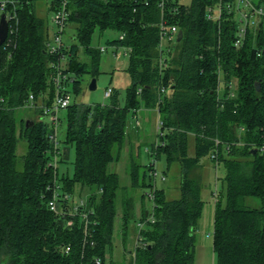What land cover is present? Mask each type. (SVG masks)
Here are the masks:
<instances>
[{
    "label": "trees",
    "instance_id": "obj_1",
    "mask_svg": "<svg viewBox=\"0 0 264 264\" xmlns=\"http://www.w3.org/2000/svg\"><path fill=\"white\" fill-rule=\"evenodd\" d=\"M36 1L19 0L14 43L0 46V264H95L96 257L105 264L120 187L110 166L120 158L129 113L141 107L156 108L163 121L165 132L153 151L165 155L168 167L180 164L181 195L167 198L163 188L146 182L153 164L141 175L142 165L131 159V185H149L154 192V221L141 230L144 243L126 264H194L205 156L225 169V193L218 194L215 206L217 262L264 264V17L237 46L234 12L207 17L218 0H69V20L90 56L88 65L77 58L75 44L55 56L46 51L49 20L37 14ZM253 2L264 5V0ZM162 17L177 24L183 36L160 48ZM97 28L123 34L110 42L130 48L131 83L123 104L114 90L108 103L74 102L65 108L64 142L74 146L75 159L73 175H60L58 164H52L60 151L51 137L54 125L37 112L29 121L18 120L16 112L30 92L51 102L55 86L49 63L62 54L65 82L75 91L83 73L98 72L101 51L89 45ZM20 139L26 149L19 167ZM56 185L61 193L74 195L77 185L80 194L86 192L84 208L92 209L90 218L96 220L88 235L80 214L70 213L72 203L60 198L57 211L49 207ZM247 196L258 197L261 205L245 204ZM122 201L126 228L135 203L128 196ZM141 217L147 218L145 210Z\"/></svg>",
    "mask_w": 264,
    "mask_h": 264
},
{
    "label": "rangeland",
    "instance_id": "obj_2",
    "mask_svg": "<svg viewBox=\"0 0 264 264\" xmlns=\"http://www.w3.org/2000/svg\"><path fill=\"white\" fill-rule=\"evenodd\" d=\"M183 1L189 2L190 0ZM49 2L50 0H37L36 10L39 16L45 17L50 21L52 11L49 8ZM74 33L75 24L69 22L62 35L64 42L67 46L75 44L77 58L89 65L90 56L79 40L75 39ZM117 37H119V32L114 29H104L101 31L97 28L94 30L89 45L97 49L103 46L106 47V50L100 52L98 72L94 76L91 72H85L79 77V82L77 83L78 91H75V86L71 81L67 83L66 87L71 95V103H108L111 100V96H105V90L108 87H112L113 91H116V95L121 104L124 103L126 88L131 83V77L128 73L130 57L126 47L121 45L117 46L116 43L114 45L110 42ZM93 77L96 79L95 88L90 87V82ZM47 95H49L48 92ZM39 98H41V96ZM36 112H38V110L35 111L33 108L22 107L16 112V117L18 120H30L37 117ZM66 113L65 109H60L58 112L59 120L56 123V135L58 146L61 151L58 169L60 175L66 174L71 177L74 172L75 149L71 144L64 142L67 128ZM138 115L140 116L141 124L140 127L136 128L134 126L133 113H129L126 138L120 150V158L110 166V169L116 171L119 175L120 187L117 190L115 199L116 213L113 221L112 242L106 249L105 264H126L130 261L138 232L136 223L141 219L142 209L148 211L152 209L153 201L147 195L151 187L149 185L138 187H133L131 185L129 166L132 158L142 165L140 170L141 175L148 165L153 164L157 175H152V178L147 176L146 182L151 181L156 187L163 188L167 198L174 199L181 195L180 164L174 162L168 167L165 155L163 153L156 155L153 151V146L159 141L157 130L160 118L159 113L155 110L142 107V111H138ZM193 148L194 140L191 137L189 142L190 152L193 151ZM25 149L26 142L20 139L17 149L19 167L21 166L20 156L25 152ZM201 170L202 181L204 183L201 192L204 200V207L195 230L194 264H219L217 259L213 261L212 256L216 206L213 192H216L217 195L219 193L221 195L225 193L223 181L225 169L222 164L215 165L210 157L205 156L201 160ZM163 174L165 175V179L162 178ZM154 185L153 187L155 188ZM142 194L145 196L142 197ZM85 196L86 192L84 191L80 194V186L77 185L73 195L74 200L79 202L80 199ZM126 196L133 198L135 212L130 217L127 227L124 228L122 200L123 197ZM221 200L224 202L223 196ZM245 204L249 206H260L261 201L258 197L247 196L245 198ZM209 244H212V248L209 247ZM208 253H210V258L207 256Z\"/></svg>",
    "mask_w": 264,
    "mask_h": 264
},
{
    "label": "built area",
    "instance_id": "obj_3",
    "mask_svg": "<svg viewBox=\"0 0 264 264\" xmlns=\"http://www.w3.org/2000/svg\"><path fill=\"white\" fill-rule=\"evenodd\" d=\"M164 1H161L163 4ZM19 7V0H0V18L3 13L6 15V19L8 22V33L7 37L2 43L1 46H5V48L9 47L12 43H14L13 35L17 29L18 24V16H17V9ZM49 8L52 11V16L49 21V36L45 42L46 51L55 56V54H59L62 52L63 48L67 47L63 39V33L65 28L69 24L70 20V13L71 10L69 8V0H50ZM226 10L229 13L234 12L238 21L239 27L237 31V38L235 40V45L239 46L243 43V40L246 36L248 28L255 27L259 24L261 19L264 17V5H258L253 0H218V2L212 6H209L207 9V17L210 19H217L220 18L222 12ZM160 28V48L168 46L170 43L175 41L177 38L178 32L180 31L177 24L169 22L167 17H162V19L158 23ZM120 38H123V34L119 35ZM115 45V44H114ZM119 46V45H117ZM127 48V53L130 52V48ZM100 51H105L106 47H100ZM165 57L161 58V64H165ZM64 64H65V56L62 54V59L55 60L52 59L49 63L51 68V81L55 86V94L49 104L44 101V96H41V99H36L35 94L30 92L25 107L37 109V114L47 119L54 125L56 128V123L59 120L58 112L60 109H65L71 103V95L67 90V83L65 79L67 74L64 71ZM232 86V84L230 83ZM164 88H162V91ZM113 92L112 87H108L105 90V96L110 97ZM231 95H234V91H231ZM41 100V101H40ZM3 99L0 97V106L2 105ZM244 129L243 127L241 128ZM158 138L164 134L163 130V121L159 118L158 125ZM52 139L55 141V146L58 145L56 129L55 132L52 134ZM159 142V141H158ZM159 144V143H157ZM264 150V145L261 148ZM60 151H56V155L52 164H58V155ZM217 154H211V157L216 158ZM152 175H157L155 169L150 171ZM162 178L165 179V175H162ZM52 197L49 199V207L55 211L58 210V200L61 198L64 201H68L72 203L73 209L70 212L71 214L79 213L80 216L84 220L85 225V232L86 235L89 234L91 224H95L96 220L90 218V214L93 213L92 209H85L86 206V198H81L79 202L74 200V197L71 193H64L60 192L59 185H56L53 189ZM148 197L152 199L154 203V192L150 190L147 193ZM215 200L218 198L216 192L213 193ZM154 205V204H153ZM153 205L152 209L148 211L147 218L140 219L136 225L138 228V232L136 235V242L135 247L143 244V236L141 230L146 226L149 221H154L153 215ZM71 223V221H70ZM69 246H65L63 249L65 252L69 250ZM134 255V250H133ZM102 260L100 257L95 258V264H101Z\"/></svg>",
    "mask_w": 264,
    "mask_h": 264
},
{
    "label": "water",
    "instance_id": "obj_4",
    "mask_svg": "<svg viewBox=\"0 0 264 264\" xmlns=\"http://www.w3.org/2000/svg\"><path fill=\"white\" fill-rule=\"evenodd\" d=\"M7 33H8V22H7L5 13H3L1 15V18H0V46L2 45L4 40L6 39ZM182 36H183V31L180 30L178 32L177 39L180 40ZM90 87L91 88L96 87V79L94 77L92 78V80L90 82ZM258 88H259V84H258Z\"/></svg>",
    "mask_w": 264,
    "mask_h": 264
},
{
    "label": "crops",
    "instance_id": "obj_5",
    "mask_svg": "<svg viewBox=\"0 0 264 264\" xmlns=\"http://www.w3.org/2000/svg\"><path fill=\"white\" fill-rule=\"evenodd\" d=\"M65 65V64H64ZM147 109H148V107H146ZM149 109H151V110H155V111H157V109L156 108H149ZM138 111H142V107L141 108H139L138 110H136L134 113H133V118H134V126L136 127V128H138V127H140V124H141V119H140V116L138 115ZM214 193V192H213ZM143 209H142V212H141V216H142V213H143ZM148 213V210H145V214H147ZM142 218V217H141ZM211 245L212 244H209V247H211ZM213 246V245H212ZM212 248V247H211ZM213 251V254H212V256H213V261H214V259H217L216 258V254H215V252H214V249L212 250ZM209 258H210V253H208V255H207ZM213 263H215V262H213Z\"/></svg>",
    "mask_w": 264,
    "mask_h": 264
}]
</instances>
